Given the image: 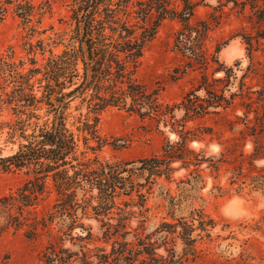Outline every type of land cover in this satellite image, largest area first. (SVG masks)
<instances>
[{
    "label": "trees",
    "instance_id": "16d2710c",
    "mask_svg": "<svg viewBox=\"0 0 264 264\" xmlns=\"http://www.w3.org/2000/svg\"><path fill=\"white\" fill-rule=\"evenodd\" d=\"M71 21L73 29L68 38L66 49L57 56L46 60L40 69L34 67L35 59L30 60L33 68L26 75L20 74L13 63L0 58V77H9L17 84L10 95L9 103L24 102L21 111L16 114L26 115V120L15 124H7L11 130L10 138L17 131L26 140L18 151L7 157L0 155V172H15L25 170L27 179L16 194L0 197V234L13 228L18 230L23 226V213L33 207L39 198L54 192L56 199L47 219H38L36 216L27 225L25 237L35 240L40 231L47 229V223L58 219L61 222L62 236L57 241L48 243L39 253L34 264H188L197 258L196 243L202 238L209 237V228L214 223L208 219L202 209L193 207V197L185 186L195 187L201 182L198 168L206 164L210 173H219L222 165H227L231 174L230 184H244L243 179H249L252 190L264 189V166L254 167L256 161L264 160V105L253 110L247 104L242 117L244 129L239 137L227 141L220 158H206L202 153H195L188 148V132L183 122L176 121L173 113L175 109L184 112L183 120L203 118L210 114L221 116L219 110L226 112L230 109L237 96L245 94L243 85L239 94L231 93L225 96V87L229 83V75L225 80L208 81L207 75L202 76V83L198 90L205 93L203 99L195 95V91L186 94L177 105H163L159 101V90L149 89L139 82L135 73L147 43L154 37L163 21L177 20L183 26L185 33L177 35L176 44L185 49V42L194 41L201 45L208 34L209 23L200 22L192 28L190 20L194 14L195 5L189 0H70ZM259 1L262 6L259 5ZM10 5L5 0L4 5ZM17 4L16 16L24 20L32 15L33 7L26 3ZM0 6V20L7 8ZM238 5V4H237ZM241 11L246 7L259 23L264 24V0H244ZM198 26L200 29H198ZM195 38H191L192 34ZM264 39V34L260 36ZM31 46L30 50L33 51ZM41 54L44 53L40 48ZM219 49H216V55ZM196 63L203 70L209 66L208 59L196 56ZM212 62L222 67L218 59ZM81 71L79 72V65ZM41 74L38 79L42 88L40 98L33 93L31 79ZM229 78V79H228ZM80 80L79 84L75 81ZM225 86L219 87L216 84ZM69 89L68 92H65ZM80 92L78 98L81 104H86L92 118L86 117L77 131L82 135L74 134L66 124V110L68 104L61 107L58 117L56 112L65 98ZM257 103L264 101L263 96L256 99ZM3 102V100L1 101ZM47 106V114L53 113L50 127L36 128L30 135H25L26 123L31 118H37L34 113H26L28 108H37L38 104ZM109 108L123 110L128 114L136 115L141 120L162 121L177 132L180 140L175 143L167 142L160 154L142 158L135 162L108 163L100 161L96 156L89 157L101 147V139L97 136L96 123L99 114ZM251 119H249V116ZM1 126V125H0ZM37 127V126H36ZM250 139L252 151L245 156L241 150L244 142ZM95 142L96 147L90 145ZM223 145V144H222ZM1 152V149H0ZM233 159L230 161V159ZM180 164V168L189 170L190 180H180L183 187L177 196L166 191L163 200L166 201L167 218L150 234L142 235L138 230L143 228L150 209L146 207V197L140 188L155 185L158 179L169 181L174 169L173 164ZM255 172L256 174H251ZM136 178H144L146 185L135 183ZM195 183V184H193ZM193 184V185H192ZM191 189V188H190ZM221 193L220 187H215ZM238 187L237 190H241ZM149 190V188H148ZM82 197L78 198V193ZM139 202L132 204L133 195ZM124 199V200H123ZM126 199V200H125ZM188 204V216L176 218L182 211V206ZM93 202L96 204L93 205ZM139 209V227L127 231L128 222L136 216L130 208ZM82 216L92 212L94 217L107 219L115 211V224L102 222V239L108 243L111 239L109 251L105 247H89L94 241L91 232L79 224L77 211ZM30 212H28L29 214ZM114 218H108L112 220ZM75 228H80L85 235L73 236ZM131 232L133 241H124ZM159 235L158 238L156 236ZM65 237V238H63ZM66 238L70 247H66ZM121 240H118V239ZM180 241L182 249L176 254L174 246ZM162 249L165 254H158Z\"/></svg>",
    "mask_w": 264,
    "mask_h": 264
},
{
    "label": "rangeland",
    "instance_id": "374dc122",
    "mask_svg": "<svg viewBox=\"0 0 264 264\" xmlns=\"http://www.w3.org/2000/svg\"><path fill=\"white\" fill-rule=\"evenodd\" d=\"M10 1L12 4L4 5L5 0H0V6L3 4L7 8L5 17L0 20V58L15 64L16 70L24 76L33 68L30 60L35 59L37 64L34 67L41 69L48 58L57 56L66 49L73 29L70 18L71 1ZM189 1L195 5L190 20L191 27H197L200 22L209 23L208 34L201 45L191 40L190 43L185 42V49L179 48L176 38L178 34L185 33L183 26L177 20L163 21L154 37L145 46L135 77L149 89H158L160 103L170 106L179 104L186 94L194 90H196L195 95L203 99L204 91L198 90L203 75H207L208 81H226L229 75V83L225 88L223 87L225 82L216 84L226 90L224 94L227 98L231 93L239 94L242 84L245 94L237 96L232 107L226 112L219 110L221 116L214 115L212 113L214 111L210 110V114L203 118L184 122V112L181 109H175L173 113L174 119L183 122L185 131L189 134L188 148L195 153H202L206 158L218 159L227 141L239 137V132L244 129L242 121L238 119L243 115L244 106L250 104L249 106L255 110L259 109L260 105H264V101L259 103L256 101L259 96L264 98V39L260 38L264 34V24L257 21L249 7H246L244 12L241 11L240 4L244 0ZM26 3L30 4L33 10L32 15L24 20L16 16L15 7L17 4H23L25 8ZM258 6H262L260 1ZM191 38H195L194 33ZM31 46L34 47L33 51L30 50ZM40 48H43V54ZM216 49H219L217 55ZM196 56L208 59L209 66L206 71L196 63ZM215 57L222 67L212 62V58ZM78 67L81 74V64ZM41 78V74H38L31 79L33 93L37 98L42 94V88L37 81ZM75 82L79 84L80 80ZM15 85L17 84L9 77H0L1 157L15 154L21 145L26 144V140L20 136V131L10 138L11 130L8 125L26 120V115L15 113L21 110L24 112L25 108L22 109L21 106L25 103H9L7 98V95L16 89ZM68 90L66 89L65 92ZM79 94L80 92H77L65 98L56 112L58 117L61 107L69 103L66 110V124L77 136L82 135L77 128L81 126L83 119L93 116L88 113L86 104H81ZM29 112L34 113L38 119L31 118L26 122L28 126L25 128V135H30L33 130L45 125L47 128L50 127L53 113H46L47 106L44 103L38 104L36 109L28 108L26 113ZM176 129L175 133L162 121H143L123 110L109 108L99 114L96 123L101 147L94 154L89 152L88 155L96 156L100 161L108 163L135 162L160 154L161 148L167 142L179 141L178 131L181 129L178 127ZM243 144L241 150L247 156L252 151L250 139ZM90 145L96 147L95 142L91 141ZM263 166L264 160L254 163L256 169ZM172 168L174 171L169 181L161 178L155 185L140 188L147 199L146 207L150 209L143 228L138 230L143 236L152 233L164 218L169 220L164 208L166 201L162 199L163 193L169 191L172 196H177L180 193L179 189L183 187L179 184L180 180H192L194 177V175L189 176L192 167L187 171L176 163ZM229 169L227 165H222L216 175L210 173L206 164H203L198 168L201 182L196 183L194 188L185 186L192 190L189 195L193 197V207L202 209L207 218L214 223L213 228H209V237L197 241L195 246L197 258L188 264H264V189L252 190L250 180L247 178L242 180L244 184L231 185ZM251 174L256 173L251 172ZM26 179L25 170L0 172V197L16 194ZM135 183L146 185L144 178H136ZM215 187H220L221 193H218ZM238 187L242 189L237 190ZM81 197L82 193L79 192L78 198ZM55 199L53 191L43 194L33 207L23 213V226L20 229L9 228L0 234V264H34L43 248L62 236L61 222L56 219L52 223H47V229L40 231V235L35 240L25 237L31 219L35 216L39 220L47 219ZM137 202L139 199L134 194L132 204ZM95 204L93 202V205ZM188 204L190 200L182 205L186 208H182V211L176 214V218L188 216ZM130 210L135 212L136 216L128 222L127 231L137 229L140 224L139 209L134 206ZM112 214L114 215L108 217L114 218L112 220L102 217L97 220L92 212L82 216L81 211H77L79 224H82L93 236L94 241L89 247H105L107 251L110 250L115 238L104 243L101 221L115 224L117 218L115 211ZM132 234L134 233L131 232L126 236L124 241H133ZM72 235H85V232L75 228ZM158 237L159 235L156 236ZM65 245L71 246L67 238ZM181 249V242L177 240L174 246L176 254H180ZM157 253L165 254L162 249Z\"/></svg>",
    "mask_w": 264,
    "mask_h": 264
},
{
    "label": "bare ground",
    "instance_id": "6f19581e",
    "mask_svg": "<svg viewBox=\"0 0 264 264\" xmlns=\"http://www.w3.org/2000/svg\"><path fill=\"white\" fill-rule=\"evenodd\" d=\"M224 209H225V208H224ZM230 210H231V209H230ZM226 211H227V210H226ZM228 212H229V211H228ZM228 212H227V213H228ZM230 214H231V213H230ZM227 215H228V214H227Z\"/></svg>",
    "mask_w": 264,
    "mask_h": 264
}]
</instances>
